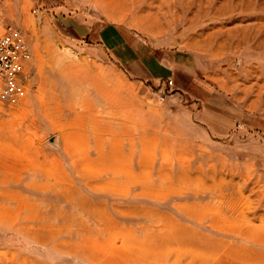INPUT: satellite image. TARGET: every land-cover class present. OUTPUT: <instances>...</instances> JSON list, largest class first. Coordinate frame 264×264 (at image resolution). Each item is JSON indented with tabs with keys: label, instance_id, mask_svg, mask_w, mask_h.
Returning a JSON list of instances; mask_svg holds the SVG:
<instances>
[{
	"label": "rangeland",
	"instance_id": "obj_1",
	"mask_svg": "<svg viewBox=\"0 0 264 264\" xmlns=\"http://www.w3.org/2000/svg\"><path fill=\"white\" fill-rule=\"evenodd\" d=\"M0 15L31 55L0 100V264H264V0Z\"/></svg>",
	"mask_w": 264,
	"mask_h": 264
},
{
	"label": "built area",
	"instance_id": "obj_2",
	"mask_svg": "<svg viewBox=\"0 0 264 264\" xmlns=\"http://www.w3.org/2000/svg\"><path fill=\"white\" fill-rule=\"evenodd\" d=\"M30 49L20 29L4 26L0 15V100L9 105L20 103L27 94ZM168 84L172 82L169 80ZM163 85L159 99H163Z\"/></svg>",
	"mask_w": 264,
	"mask_h": 264
}]
</instances>
